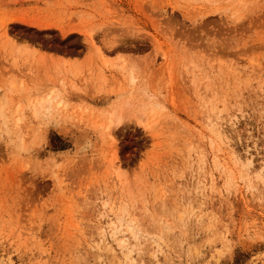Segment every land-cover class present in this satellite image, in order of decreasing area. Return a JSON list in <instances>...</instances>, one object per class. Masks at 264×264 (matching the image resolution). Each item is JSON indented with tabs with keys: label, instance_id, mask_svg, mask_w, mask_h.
<instances>
[{
	"label": "rangeland",
	"instance_id": "1",
	"mask_svg": "<svg viewBox=\"0 0 264 264\" xmlns=\"http://www.w3.org/2000/svg\"><path fill=\"white\" fill-rule=\"evenodd\" d=\"M0 264H264V0H0Z\"/></svg>",
	"mask_w": 264,
	"mask_h": 264
},
{
	"label": "bare ground",
	"instance_id": "2",
	"mask_svg": "<svg viewBox=\"0 0 264 264\" xmlns=\"http://www.w3.org/2000/svg\"><path fill=\"white\" fill-rule=\"evenodd\" d=\"M120 119H121V116L120 115H117L116 113H112V117H111V123H119L120 122ZM85 138V137H84ZM89 138V137H88ZM85 140V139H84ZM89 141H91V140H89ZM89 141H85V143L87 144V145H90L91 146V142H89ZM85 144V145H86ZM86 145V146H87ZM88 149V148H87Z\"/></svg>",
	"mask_w": 264,
	"mask_h": 264
}]
</instances>
